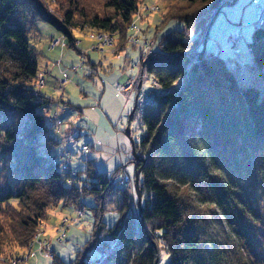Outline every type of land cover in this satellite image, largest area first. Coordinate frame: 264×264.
<instances>
[{"label": "trees", "instance_id": "obj_1", "mask_svg": "<svg viewBox=\"0 0 264 264\" xmlns=\"http://www.w3.org/2000/svg\"><path fill=\"white\" fill-rule=\"evenodd\" d=\"M56 1L60 17L42 0H0V255L30 246L49 210L83 211L84 198L92 197L97 205L90 240L72 263L55 255L52 264H155L153 240L166 252V264H231L232 240L216 211L234 225L229 212L242 200L232 186L240 177L239 189L251 197L252 209L264 208V94L256 85H240L219 55H201L209 24L229 1L180 0L188 6L165 17L182 21L185 30L167 34L161 51L145 63L160 88L141 119L136 159L128 162L140 172V204L122 186L125 166L108 175L87 159V169L74 177L71 163L63 171L61 160L54 161L51 149L61 143L53 135L56 125L42 113L54 101L36 93L40 52L30 39L39 35L40 23L51 25L76 50L77 32L106 33L119 37V55L144 0H110L102 16L84 13L81 0L66 6ZM248 46L264 80V25L254 29ZM128 59L130 67L141 56L138 62ZM13 113L28 119L20 131L14 126L3 131L1 118ZM217 153L226 165L219 173L210 168ZM110 197L118 217L111 227L104 220Z\"/></svg>", "mask_w": 264, "mask_h": 264}, {"label": "rangeland", "instance_id": "obj_2", "mask_svg": "<svg viewBox=\"0 0 264 264\" xmlns=\"http://www.w3.org/2000/svg\"><path fill=\"white\" fill-rule=\"evenodd\" d=\"M42 1L49 4L51 12L60 17L56 0ZM67 1L61 2L66 6ZM108 1L110 0H81L78 6L87 15L102 16L106 13ZM228 1L230 4L234 0H226ZM261 2L264 3V0ZM187 6L188 4L180 0H144L139 5V11L124 41L127 46L119 52V55L117 53V47H120L118 36H112L113 41L103 46L92 39L93 33L77 32L76 50L66 46L67 42L63 36L51 25L39 24V35L36 39H30L32 45L40 52L36 93L41 92L42 95L54 101L42 113L45 114L50 126L56 125L53 135L61 145L51 149V156L54 161L61 160L60 165L63 171H66V165L69 162L72 164L71 169L75 172L74 174L84 172L87 169V159L95 162L96 170L108 175L123 165L126 171L123 175L128 174L132 176V179L126 183L127 185L122 186L132 192L133 199L136 200L135 197L138 196L135 188V167L133 164H128L133 158L132 144L126 136V130L134 110V100L137 97L141 104L137 101L130 130L133 141H140L143 134L140 126L141 119L154 103L148 102L143 105L142 96L139 94L142 90L148 91L152 87L159 89L160 85L156 78L146 73L145 63L153 58V54L150 57L151 53H149L145 59H142L143 70L140 74L135 69L127 67L125 60L129 58L128 60L138 62L142 55L138 49H141L146 42L154 45L153 53L160 52L161 42L167 34L176 30H185V24L182 21L167 20L165 17L174 10ZM257 12V7L251 4V0H238L236 5L224 7L210 28L206 52L219 55L227 64L236 60V55L227 46V39L234 30L241 28L243 34L240 43L243 52L241 58H249L248 44L252 41L254 29L258 27ZM216 15L217 13L213 19ZM189 37L193 35L188 33V39ZM131 39H137L139 44H131ZM248 63L233 70L239 84L245 87L256 85L264 94L263 70L253 63ZM136 70L138 71V67ZM65 75L67 77H64ZM137 75H140V78L131 99L116 96L118 93L115 91V85L126 82L128 77L136 79ZM90 76L92 79H89ZM153 96L155 99L154 94ZM56 117L60 119L57 124H54L52 119ZM27 119L25 114L19 113L5 116L1 118L2 130L14 126L20 131ZM84 146L89 148L88 158L81 152V147ZM62 154L65 158L61 159ZM215 156L216 164L210 163V168L214 172L223 171L226 168L225 162L219 153ZM66 160L68 162L64 163ZM80 176V180L85 181L86 175L80 173ZM237 182L239 185H244L241 177L237 179ZM239 185L232 186L237 200L240 201L239 198L242 200L238 209L234 208L229 212V218L235 221L234 225H229L228 219L221 210L216 211L217 221L223 224V230L232 240L230 247L227 248L231 254H228L229 260L231 264H264V208L253 210L250 206L251 197L241 191ZM83 202L86 205L82 208L83 211H79L80 209L76 206L49 210L48 219L38 227L30 246L13 248L6 256L0 255V264H52V257L55 255L60 256L67 263H72L76 252L90 240V233L93 234L95 227L93 208L97 204L92 197H85ZM105 208L108 211L104 220L111 227L118 220L113 212L115 209L113 198L110 197L107 200ZM206 218L213 223L210 215ZM153 243L158 248V264H166L168 261L166 252L162 251L161 246L158 247L154 240ZM46 253L49 257L45 256Z\"/></svg>", "mask_w": 264, "mask_h": 264}, {"label": "built area", "instance_id": "obj_3", "mask_svg": "<svg viewBox=\"0 0 264 264\" xmlns=\"http://www.w3.org/2000/svg\"><path fill=\"white\" fill-rule=\"evenodd\" d=\"M251 3L253 5H255L257 7V9H258V12H257V26L258 27L263 26L264 25V3H262L261 0H251ZM92 39L97 40L99 42V44L103 45V46H107V45H109L107 43L113 41L112 36L109 35V34H106V33H99V34L98 33L97 34L93 33ZM241 40H242V33H241V30H239V29L233 31L229 35V37L227 39V46L231 49V51L237 57L236 60L231 61V63L229 64L230 68H233V69L241 68V67L245 66L249 62V58H247V59L241 58V57H243V52H242V50L240 48ZM131 44L138 45L139 42H138L137 39H131ZM153 46L154 45L152 43L146 42V44L141 46V49H140L141 52H142L140 61L138 63H133L132 62L130 64V67L132 69H137V67H138V71L137 72L139 74L143 70V64L141 63L143 61L142 59H145L149 53H151L150 57L152 56V54H153V51H152ZM64 77H67V75H65ZM139 78H140V75H137L136 79H134V77H128L126 82L117 83L115 85V91H116V93H118V95L116 94V96L124 97L125 99H131L132 92L136 89V86H137V83L139 81ZM157 89H158L157 87H155V88L152 87L148 91L142 90L140 92L139 96H142V102H144L143 105L145 103L148 104V102H150L151 104L154 103L153 91L157 90ZM139 102H140V100H138V104H139ZM140 104H141V102H140ZM53 120L56 123H57V121H59L58 117H56ZM58 123H60V122H58ZM81 151H82V153L85 154V156H88V147L87 146L81 147ZM67 162H68V160H66L64 163H67ZM69 169H70V166H69V162H68L67 165H66V169L65 170L69 171ZM73 176L75 177L76 174H73ZM130 179H132L131 176L128 175V174H125L124 175V180H123V185H127L126 183L130 182ZM47 255L49 256L48 253H47Z\"/></svg>", "mask_w": 264, "mask_h": 264}, {"label": "water", "instance_id": "obj_4", "mask_svg": "<svg viewBox=\"0 0 264 264\" xmlns=\"http://www.w3.org/2000/svg\"><path fill=\"white\" fill-rule=\"evenodd\" d=\"M238 2V0H234L232 3H230L228 6H234L236 5V3ZM220 11L217 12L216 17L211 21V23L209 24L208 30L206 32V41L204 43V47L203 50L201 51V55H204L206 53V45H207V39L209 37V33H210V28L212 27V25L214 24V22L216 21L218 15H219ZM137 101L138 98L136 97L135 99V106H134V110L132 111V114L130 115V120H129V127L126 130V136L131 140V144H132V154L133 157L136 159V148H135V141H133V139L131 138V130H130V125L132 122V118L133 115L135 113L136 107H137ZM136 163V162H135ZM135 188H136V192H137V196L139 199V204L141 203V192H140V172H135ZM155 264H158V261H156Z\"/></svg>", "mask_w": 264, "mask_h": 264}, {"label": "snow or ice", "instance_id": "obj_5", "mask_svg": "<svg viewBox=\"0 0 264 264\" xmlns=\"http://www.w3.org/2000/svg\"><path fill=\"white\" fill-rule=\"evenodd\" d=\"M165 259H167V257H165Z\"/></svg>", "mask_w": 264, "mask_h": 264}]
</instances>
